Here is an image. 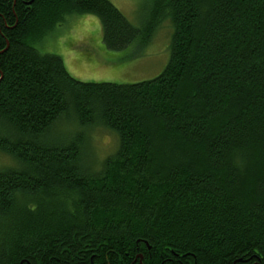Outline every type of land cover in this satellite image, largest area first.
<instances>
[{
  "label": "trees",
  "instance_id": "16d2710c",
  "mask_svg": "<svg viewBox=\"0 0 264 264\" xmlns=\"http://www.w3.org/2000/svg\"><path fill=\"white\" fill-rule=\"evenodd\" d=\"M70 15L113 52L169 20L165 68L76 80L30 44ZM97 127L117 149L90 173ZM0 153V264H264V0H151L138 26L109 0H0Z\"/></svg>",
  "mask_w": 264,
  "mask_h": 264
},
{
  "label": "rangeland",
  "instance_id": "374dc122",
  "mask_svg": "<svg viewBox=\"0 0 264 264\" xmlns=\"http://www.w3.org/2000/svg\"><path fill=\"white\" fill-rule=\"evenodd\" d=\"M109 1L135 26L142 22L151 5V0ZM171 34L169 20L162 21L146 44H135L122 52L105 51L99 19L70 15L30 44L41 53L59 56L76 80L133 84L154 79L163 71L169 59ZM59 129L62 135V126L56 130ZM116 142L115 135L101 127L86 131L81 150L83 166L90 173L99 171L103 159L115 153ZM7 159L0 153V168L10 165Z\"/></svg>",
  "mask_w": 264,
  "mask_h": 264
}]
</instances>
